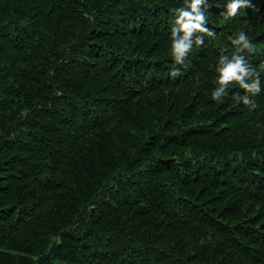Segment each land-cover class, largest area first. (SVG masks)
Masks as SVG:
<instances>
[{
  "label": "trees",
  "instance_id": "16d2710c",
  "mask_svg": "<svg viewBox=\"0 0 264 264\" xmlns=\"http://www.w3.org/2000/svg\"><path fill=\"white\" fill-rule=\"evenodd\" d=\"M226 2L178 64L183 0H0V264H264V90L211 95L240 31L264 89V0Z\"/></svg>",
  "mask_w": 264,
  "mask_h": 264
},
{
  "label": "clouds",
  "instance_id": "9594fccd",
  "mask_svg": "<svg viewBox=\"0 0 264 264\" xmlns=\"http://www.w3.org/2000/svg\"><path fill=\"white\" fill-rule=\"evenodd\" d=\"M252 0H227L224 5L223 15L226 18L235 17L238 10L245 6H250ZM209 7L208 0H183V6L177 9V15L174 22L171 24V47L174 60L178 64H182L185 56L188 54L193 44H203L204 37L196 35L193 38L194 32L206 33L209 37L215 36V30L207 26V12ZM233 44L236 45L235 51L228 54H221L216 65L217 86L212 91L211 95L214 100H221L228 94L230 81H236L239 85L253 94H258L262 90V82L258 75L255 79L251 78L255 75V70L250 63L245 59L243 50L252 51L254 44L249 36L240 31L233 39ZM179 69H172L171 74L175 76ZM250 107H256V102L249 95L237 97Z\"/></svg>",
  "mask_w": 264,
  "mask_h": 264
}]
</instances>
